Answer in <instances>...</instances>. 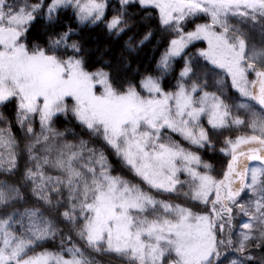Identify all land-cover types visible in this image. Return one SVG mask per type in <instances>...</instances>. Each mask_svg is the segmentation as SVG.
Returning a JSON list of instances; mask_svg holds the SVG:
<instances>
[{"label": "snow or ice", "instance_id": "6c2138e0", "mask_svg": "<svg viewBox=\"0 0 264 264\" xmlns=\"http://www.w3.org/2000/svg\"><path fill=\"white\" fill-rule=\"evenodd\" d=\"M0 264H264V0H0Z\"/></svg>", "mask_w": 264, "mask_h": 264}]
</instances>
